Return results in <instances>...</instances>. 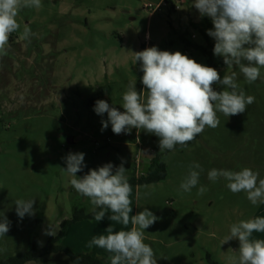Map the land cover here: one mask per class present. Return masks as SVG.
<instances>
[{
    "label": "rangeland",
    "instance_id": "1",
    "mask_svg": "<svg viewBox=\"0 0 264 264\" xmlns=\"http://www.w3.org/2000/svg\"><path fill=\"white\" fill-rule=\"evenodd\" d=\"M42 7L25 8L17 16L19 32L9 39V52L0 58V218L10 230L0 237V261L41 248L54 236L61 222L76 212L92 214L90 200L70 184L65 157L84 153L85 167L76 175L106 163L118 167L123 160L128 180L145 175L155 155L164 154L167 176L154 184L132 186L130 199L135 215L144 208L159 219L145 229L144 242L152 247L157 264H231L239 241L221 245L230 226L264 216V205L253 206L243 192L232 193L223 178L212 182L215 169L239 171L249 167L264 178V68L261 78L248 84L238 69H217L221 79L237 71V83L255 97L244 113L226 117L217 113L220 125L208 128L190 146L160 152L159 138L144 130L114 134L111 124L102 129L103 116L94 112L97 100L123 112L122 94L130 82L138 92L140 62L133 52L148 47L187 55L206 65L200 48L215 40L207 34L211 19L201 17L193 0H41ZM149 5V9L145 6ZM30 26L31 42L20 39ZM219 57V56H217ZM223 59V57H219ZM214 90L223 91L222 85ZM198 162L203 171L190 192L180 189L189 165ZM207 191L199 195L198 189ZM35 199L34 215L21 220L14 202ZM102 209H96L101 211ZM86 219L72 225L61 244L75 253H88L110 264L112 255L88 247L93 236L130 230L111 221ZM252 239H264L253 233ZM71 264L63 254L50 255L43 263Z\"/></svg>",
    "mask_w": 264,
    "mask_h": 264
},
{
    "label": "clouds",
    "instance_id": "2",
    "mask_svg": "<svg viewBox=\"0 0 264 264\" xmlns=\"http://www.w3.org/2000/svg\"><path fill=\"white\" fill-rule=\"evenodd\" d=\"M193 6L201 17L211 19L213 28L207 34L215 40L214 55L223 57L227 68L238 69L248 84L261 78L264 68V0H193ZM42 7L41 0H0V58L9 52V39L19 32L21 24L17 16L25 8ZM34 35L30 26L24 25L20 39L31 42ZM135 63L140 62L143 72L141 82L146 91L138 92L136 82H130L122 94L123 112L110 106L105 100H97L94 112L102 120V131L111 124L114 134H130L132 129L144 130L159 138L160 152L172 151L177 145L185 147L201 134L206 127L220 125L217 113L226 117L244 113L255 97L246 95L237 83V71L225 74L221 79L217 69L196 62L179 51H161L148 47L133 52ZM222 85L223 91L214 90ZM84 153H69L62 168L72 178L70 184L78 194L88 198L93 205V218L102 221L107 211L111 221L130 230L113 231L110 225L106 234L93 236L88 244L106 250L112 255L110 264H157L152 247L144 242L145 229L159 218L144 208L132 213V187L126 176L124 161L118 167L106 163L97 169H89L82 177L76 174L86 166ZM203 168L198 162L189 165L180 189L190 192L199 183ZM208 179L216 182L223 178L232 193L243 192L253 206L264 205V178L258 171L244 167L239 171L211 169ZM207 191L200 186L198 194ZM35 199H17L16 214L22 220L25 215H34ZM96 209H102L96 211ZM10 230L6 216L0 218V237ZM253 233H264V216L241 220L230 226V231L221 245L232 240L239 241L238 255L231 256V264H264V239H252ZM46 235L54 236L51 226Z\"/></svg>",
    "mask_w": 264,
    "mask_h": 264
},
{
    "label": "trees",
    "instance_id": "3",
    "mask_svg": "<svg viewBox=\"0 0 264 264\" xmlns=\"http://www.w3.org/2000/svg\"><path fill=\"white\" fill-rule=\"evenodd\" d=\"M214 44L208 47V49L210 48V50L200 47L199 49L207 58V66L213 67L215 69L224 68L226 65L224 64L223 59L214 55ZM199 135H197L196 138L189 142L185 147H188L192 143H194L198 139ZM185 147H181L179 145L176 146V148L179 149H183ZM166 176L167 173L164 164V154H161L155 155L151 158L148 170L145 175H142L138 179L132 178L128 180V182L130 183L131 187L136 186L138 184H154L163 181ZM93 216L94 213L85 215L81 212H76L70 220H65L61 222L58 235L50 236L47 241V244L44 247L39 248L34 245L29 252L24 254H18L14 257H10L5 260H1L0 264H27L30 262L43 263L46 257L56 254H63L71 264H104L103 260L98 257H95L88 253H75L61 244V241L64 238L67 230L72 225L86 219H92Z\"/></svg>",
    "mask_w": 264,
    "mask_h": 264
},
{
    "label": "crops",
    "instance_id": "4",
    "mask_svg": "<svg viewBox=\"0 0 264 264\" xmlns=\"http://www.w3.org/2000/svg\"><path fill=\"white\" fill-rule=\"evenodd\" d=\"M150 160H151V159H150ZM150 160H149V162H150ZM146 167L148 168V167H149V164H148L147 166H144L143 168H146Z\"/></svg>",
    "mask_w": 264,
    "mask_h": 264
},
{
    "label": "built area",
    "instance_id": "5",
    "mask_svg": "<svg viewBox=\"0 0 264 264\" xmlns=\"http://www.w3.org/2000/svg\"><path fill=\"white\" fill-rule=\"evenodd\" d=\"M149 7H150L149 5L145 6L146 9H149Z\"/></svg>",
    "mask_w": 264,
    "mask_h": 264
}]
</instances>
